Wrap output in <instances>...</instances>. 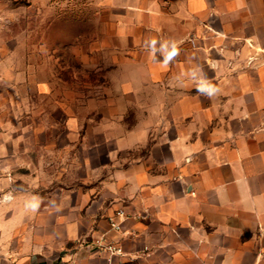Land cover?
<instances>
[{
  "label": "crops",
  "instance_id": "obj_1",
  "mask_svg": "<svg viewBox=\"0 0 264 264\" xmlns=\"http://www.w3.org/2000/svg\"><path fill=\"white\" fill-rule=\"evenodd\" d=\"M109 7L152 46L120 64L108 111L71 115L65 143L0 126V264H108L103 235L130 264H264V0ZM122 207L128 235L107 220Z\"/></svg>",
  "mask_w": 264,
  "mask_h": 264
},
{
  "label": "rangeland",
  "instance_id": "obj_2",
  "mask_svg": "<svg viewBox=\"0 0 264 264\" xmlns=\"http://www.w3.org/2000/svg\"><path fill=\"white\" fill-rule=\"evenodd\" d=\"M119 16L109 0H0V126L20 144L25 127L65 143L73 113L87 125L88 114L108 111L120 64L153 43L150 34L143 42L120 35ZM43 77L53 82L49 94L37 90Z\"/></svg>",
  "mask_w": 264,
  "mask_h": 264
},
{
  "label": "built area",
  "instance_id": "obj_3",
  "mask_svg": "<svg viewBox=\"0 0 264 264\" xmlns=\"http://www.w3.org/2000/svg\"><path fill=\"white\" fill-rule=\"evenodd\" d=\"M126 217L127 211L125 208L122 207L115 210L113 215L107 217L110 228L124 235L130 234V232L124 227V220ZM96 242L99 249L107 253L108 264H130L131 260L134 259L133 257L127 259L128 253L121 243L107 240L104 235L97 239ZM148 249V246H145V250Z\"/></svg>",
  "mask_w": 264,
  "mask_h": 264
},
{
  "label": "clouds",
  "instance_id": "obj_4",
  "mask_svg": "<svg viewBox=\"0 0 264 264\" xmlns=\"http://www.w3.org/2000/svg\"><path fill=\"white\" fill-rule=\"evenodd\" d=\"M177 51H178V50L174 49V50H173L174 54H175ZM201 90H202V89H201ZM215 91H216V88L213 87V88L210 90V92H209V96H211V94L214 93Z\"/></svg>",
  "mask_w": 264,
  "mask_h": 264
}]
</instances>
